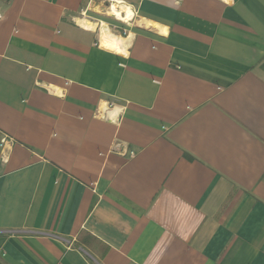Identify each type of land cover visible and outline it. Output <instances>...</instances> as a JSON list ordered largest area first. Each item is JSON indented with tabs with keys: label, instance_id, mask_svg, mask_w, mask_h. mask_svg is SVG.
Masks as SVG:
<instances>
[{
	"label": "crops",
	"instance_id": "0c3cea01",
	"mask_svg": "<svg viewBox=\"0 0 264 264\" xmlns=\"http://www.w3.org/2000/svg\"><path fill=\"white\" fill-rule=\"evenodd\" d=\"M110 1L0 0V264H264V0Z\"/></svg>",
	"mask_w": 264,
	"mask_h": 264
},
{
	"label": "bare ground",
	"instance_id": "6f19581e",
	"mask_svg": "<svg viewBox=\"0 0 264 264\" xmlns=\"http://www.w3.org/2000/svg\"><path fill=\"white\" fill-rule=\"evenodd\" d=\"M123 12H126L128 14V16H131L130 14V9L128 6L125 5H113L112 7V15L118 17L119 19L123 16ZM104 39L108 42L114 43V44H120L121 40L117 37H114L113 35L109 34V33H105L103 35Z\"/></svg>",
	"mask_w": 264,
	"mask_h": 264
},
{
	"label": "built area",
	"instance_id": "2783aa9c",
	"mask_svg": "<svg viewBox=\"0 0 264 264\" xmlns=\"http://www.w3.org/2000/svg\"><path fill=\"white\" fill-rule=\"evenodd\" d=\"M110 3H111V5L109 6V10H108L110 14L112 13V7H113L114 4L116 5L118 3L119 4L120 3L121 4L123 3L125 6H128L129 9H130L131 16H128V14L126 12H123V16L120 19L118 17H116V16H114V15L111 14V16H113L117 21H119L121 23H124V24H128V23H130L136 17V11L131 6L125 4L124 2H117V1L111 0ZM109 107H111V106H109ZM3 142L5 144V140H3ZM119 151L122 152L121 149ZM131 155H134V153H131Z\"/></svg>",
	"mask_w": 264,
	"mask_h": 264
},
{
	"label": "rangeland",
	"instance_id": "374dc122",
	"mask_svg": "<svg viewBox=\"0 0 264 264\" xmlns=\"http://www.w3.org/2000/svg\"><path fill=\"white\" fill-rule=\"evenodd\" d=\"M118 2H122V1H120V0H118ZM121 4V3H120ZM119 3L117 4V5H120ZM126 4V3H125ZM110 5H111V3H110ZM109 5V6H110ZM121 5H124L123 3L121 4ZM113 17V16H112ZM115 19V18H114Z\"/></svg>",
	"mask_w": 264,
	"mask_h": 264
}]
</instances>
